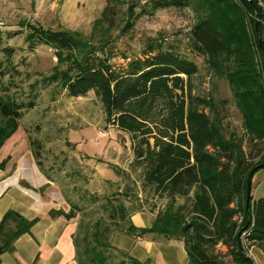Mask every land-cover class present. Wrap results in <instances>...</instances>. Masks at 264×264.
I'll return each instance as SVG.
<instances>
[{
  "label": "trees",
  "instance_id": "trees-1",
  "mask_svg": "<svg viewBox=\"0 0 264 264\" xmlns=\"http://www.w3.org/2000/svg\"><path fill=\"white\" fill-rule=\"evenodd\" d=\"M109 1L93 30L108 21ZM144 1L140 8L148 14L169 8L192 14L189 50L203 59L208 76L227 83L241 133L224 124L210 94L192 93L197 65L174 46L166 47V37L148 40L138 54L127 55L117 50V38L108 32L93 41L77 32L33 31L29 48L48 45L58 58L39 84L70 97L92 92L106 122L132 139L141 191L162 204L151 206L150 212L156 211L151 227L136 228L127 224L129 216L144 208L132 187H118L102 198V215L77 222L75 264H151L113 247V232L180 240L187 264H251L246 254L252 248L264 252V197L254 200L250 190L246 203L247 176L264 163V10L258 4L264 0ZM135 19L128 13L121 33ZM0 50L11 56V50ZM5 75L0 71V149L18 129L23 111L35 103V95L26 102L8 96L1 81ZM29 146L39 170L50 179L38 142L31 139ZM7 161L0 160V170ZM68 204L67 213L51 209L49 216L69 220L82 210L70 200ZM36 222L8 210L0 220V256L12 252L15 241ZM218 246L226 250L216 251Z\"/></svg>",
  "mask_w": 264,
  "mask_h": 264
},
{
  "label": "rangeland",
  "instance_id": "rangeland-1",
  "mask_svg": "<svg viewBox=\"0 0 264 264\" xmlns=\"http://www.w3.org/2000/svg\"><path fill=\"white\" fill-rule=\"evenodd\" d=\"M107 1L0 0V49L11 50L9 58L0 50V71L6 72L2 85L8 87L7 95L18 102L32 100L35 95L33 109L23 111L19 124L26 130L31 152L29 140L39 144L40 161L52 183L46 190L53 192L52 201L61 198L69 206L70 200L82 208L75 211L76 222L102 215L100 200L125 185L135 190L145 211L162 204L141 191V168L134 165L132 139L106 122L101 104L92 92L70 97L65 92L56 94L52 86L39 84L56 67L58 58L48 45L29 48L33 31L77 32L91 36L93 41L108 32L117 38V50L127 55L138 54L148 40L166 37V47L174 46L197 65L198 72L191 81L192 93L210 94L225 116L224 124L241 133L240 115L227 83L208 76L203 59L189 50L187 32L192 14L188 10L169 8L148 14L140 8L144 0H110L108 21L93 30V23L101 17ZM128 13L136 19L131 29L121 33ZM255 178L252 198H260L264 196V168L257 171ZM220 249L218 246L215 250ZM252 263L255 264L254 256Z\"/></svg>",
  "mask_w": 264,
  "mask_h": 264
},
{
  "label": "crops",
  "instance_id": "crops-1",
  "mask_svg": "<svg viewBox=\"0 0 264 264\" xmlns=\"http://www.w3.org/2000/svg\"><path fill=\"white\" fill-rule=\"evenodd\" d=\"M6 143L5 148L3 146L0 149V160L8 157L5 168L0 170V220L8 210H12L27 220L37 219V222L29 233L23 234L15 241L12 252L0 256V264H75L73 235L77 226L76 219L49 216L51 209L67 213L69 206H66L61 198L56 202L52 201L50 196L53 192L46 191L52 183L39 170L27 146L26 130L19 124ZM256 173L251 178V195L257 180ZM258 198L253 196L254 200ZM155 215L156 211L133 212L127 224L136 228H149ZM109 242L140 262L187 264L185 247L180 240L113 232ZM220 247L221 251L226 250L225 247ZM251 253L255 264H264V252L254 247Z\"/></svg>",
  "mask_w": 264,
  "mask_h": 264
},
{
  "label": "water",
  "instance_id": "water-1",
  "mask_svg": "<svg viewBox=\"0 0 264 264\" xmlns=\"http://www.w3.org/2000/svg\"><path fill=\"white\" fill-rule=\"evenodd\" d=\"M250 1V0H248ZM256 25V23H255ZM264 168V163L257 165L253 170L248 174L247 179H246V203L248 202L249 196H250V190H251V178L252 174L255 170H259Z\"/></svg>",
  "mask_w": 264,
  "mask_h": 264
},
{
  "label": "built area",
  "instance_id": "built-area-1",
  "mask_svg": "<svg viewBox=\"0 0 264 264\" xmlns=\"http://www.w3.org/2000/svg\"><path fill=\"white\" fill-rule=\"evenodd\" d=\"M258 4H259V6L261 7V9L262 10H264V4H262L260 1H258ZM246 256L251 260V264H253L252 263V253L251 252H248L247 254H246Z\"/></svg>",
  "mask_w": 264,
  "mask_h": 264
}]
</instances>
